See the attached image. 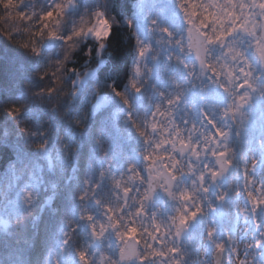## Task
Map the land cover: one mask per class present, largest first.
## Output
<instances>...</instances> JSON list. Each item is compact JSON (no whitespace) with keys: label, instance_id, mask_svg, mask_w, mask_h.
<instances>
[{"label":"snow or ice","instance_id":"6c2138e0","mask_svg":"<svg viewBox=\"0 0 264 264\" xmlns=\"http://www.w3.org/2000/svg\"><path fill=\"white\" fill-rule=\"evenodd\" d=\"M0 264H264V0H0Z\"/></svg>","mask_w":264,"mask_h":264}]
</instances>
